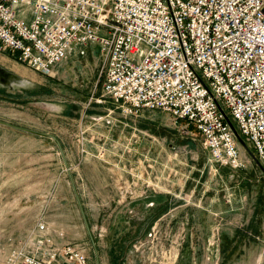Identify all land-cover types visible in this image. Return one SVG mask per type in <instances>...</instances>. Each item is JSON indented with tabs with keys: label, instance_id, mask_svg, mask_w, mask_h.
Here are the masks:
<instances>
[{
	"label": "rangeland",
	"instance_id": "obj_1",
	"mask_svg": "<svg viewBox=\"0 0 264 264\" xmlns=\"http://www.w3.org/2000/svg\"><path fill=\"white\" fill-rule=\"evenodd\" d=\"M64 61L47 74L0 52V119L60 141L100 264H258L264 169L252 152L239 142L246 166H223L170 113L124 116L102 89L96 45ZM41 218L97 264L57 141L0 123V264Z\"/></svg>",
	"mask_w": 264,
	"mask_h": 264
},
{
	"label": "built area",
	"instance_id": "obj_2",
	"mask_svg": "<svg viewBox=\"0 0 264 264\" xmlns=\"http://www.w3.org/2000/svg\"><path fill=\"white\" fill-rule=\"evenodd\" d=\"M79 44L124 116L166 111L234 169L240 137L264 167V0H0V52L50 74ZM65 236L41 218L2 264H88Z\"/></svg>",
	"mask_w": 264,
	"mask_h": 264
},
{
	"label": "water",
	"instance_id": "obj_3",
	"mask_svg": "<svg viewBox=\"0 0 264 264\" xmlns=\"http://www.w3.org/2000/svg\"><path fill=\"white\" fill-rule=\"evenodd\" d=\"M0 73H1V74H2V73H5V70H4L2 67H0ZM0 123L5 124V125L12 126V127H14V128H17V129L25 130V131H31V132L41 133V134H44V135H49V136H51L52 138H54V139L57 141V143H58V145H59V147H60V151H61V153H62V155H63V159H64V163H65L66 169H67V170L69 171V173H70V178H71V181H72V183H73V185H74L75 194H76V197H77V200H78V203H79L80 209H81V211H82V215H83V218H84V221H85L86 227H87V229H88V232H89V234H90V237H91L92 243H93V245H94L95 255H96V259H97V264H100L99 259H98V249H97V247H96V242L94 241V238H93V236H92V233H91V230H90V227H89V223H88V219H87V217H86V214H85V211H84V207H83V204H82V201H81V198H80L79 192H78L77 187H76V185H75L74 178H73V176H72V174H71V172H70V171H71L70 164H69V162H68V159H67V157H66V154H65L64 148L62 147L60 141L57 139V137H56L55 135L50 134V133H47V132H40V131H37V130H34V129H30V128H28V127H24V126H21V125H17V124H14V123H10V122H8V121H4V120H1V119H0ZM239 140H240V142H241V143H242L247 149L250 150V148H249L248 145L243 141L242 138L239 137ZM250 151H251V150H250ZM252 155H253L255 161H257V163H258V164L264 169V167L262 166V164L260 163V161L257 159V157H256L253 153H252Z\"/></svg>",
	"mask_w": 264,
	"mask_h": 264
},
{
	"label": "crops",
	"instance_id": "obj_4",
	"mask_svg": "<svg viewBox=\"0 0 264 264\" xmlns=\"http://www.w3.org/2000/svg\"><path fill=\"white\" fill-rule=\"evenodd\" d=\"M92 45H95V44H92ZM97 46V45H96ZM8 53H10L9 51H7ZM10 55H12L11 53H10ZM14 56V55H13ZM69 62H73V61H64L63 63L61 62V66H58V69L57 70H55V66L53 67V70H52V74L53 73H57V72H59V70L60 69H62V68H64L65 67V64H69ZM0 67H2L4 70H5V73H7V72H9L8 70H6V67H4V66H0ZM6 75V74H5ZM3 78H5V76H2ZM115 108H117V106H115ZM109 110L111 109V108H108ZM114 111V110H113ZM113 111H111V112H113ZM105 116V115H104ZM103 116V117H104ZM104 119V118H103ZM104 123V122H103ZM2 124V123H1ZM5 125V124H4Z\"/></svg>",
	"mask_w": 264,
	"mask_h": 264
},
{
	"label": "trees",
	"instance_id": "obj_5",
	"mask_svg": "<svg viewBox=\"0 0 264 264\" xmlns=\"http://www.w3.org/2000/svg\"><path fill=\"white\" fill-rule=\"evenodd\" d=\"M251 150V152H254L252 149H250Z\"/></svg>",
	"mask_w": 264,
	"mask_h": 264
}]
</instances>
